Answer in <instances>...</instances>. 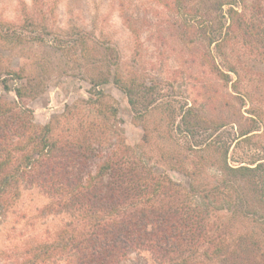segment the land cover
Here are the masks:
<instances>
[{"label": "rangeland", "instance_id": "rangeland-1", "mask_svg": "<svg viewBox=\"0 0 264 264\" xmlns=\"http://www.w3.org/2000/svg\"><path fill=\"white\" fill-rule=\"evenodd\" d=\"M0 102L61 167L5 205L0 264H222L210 239H263L264 169L251 193L227 168L264 166V0H0ZM188 110L210 123L187 134Z\"/></svg>", "mask_w": 264, "mask_h": 264}, {"label": "trees", "instance_id": "trees-1", "mask_svg": "<svg viewBox=\"0 0 264 264\" xmlns=\"http://www.w3.org/2000/svg\"><path fill=\"white\" fill-rule=\"evenodd\" d=\"M221 76H223L224 79L229 78L228 75L223 73H221ZM16 94L19 97L21 96L20 91H16ZM130 104L133 108H136V101L132 97L130 98ZM7 112H9V109L5 107V104H1L0 102V214L4 212L5 205L10 201L9 199L13 198L12 195H17V189L21 181L25 180L27 177L36 179L37 184L40 185L47 182V185H50L48 187V192H54L59 187L55 188L52 182L55 183L54 179L57 177L56 169L59 170V168H61L59 166H55L56 161L54 162L55 157L53 151L56 149V145L50 143V127L45 126L38 128V132H35V126L30 125V127H27L25 125H17L13 122L11 123L10 119L6 118ZM192 114V110H188L182 119L185 132L189 135L194 134L196 129L203 128L204 125L206 126V124L210 123L200 119L198 115L196 116V119H193ZM222 126L223 125H215L214 129L218 130ZM10 133H12L10 138L12 139V143H9V145L12 146V148H8L7 143H5V140L8 138L7 135ZM24 135L27 136V142L23 139ZM247 135L248 133L242 135V137ZM25 143L34 144L33 148L35 150L33 152L35 153H33V156H36V158L32 155L29 156L28 154H25ZM15 154H21L22 156L21 158L15 159ZM59 164L61 165V163ZM227 169L229 172L234 174V178L236 180H241L243 182L247 181L246 183L244 182V185L245 187L249 186V189L247 190L252 193V190L257 185V173L261 169H264V166L259 164L254 169L245 167L237 169L228 167ZM32 171L35 174L33 176H37V178L29 176ZM42 176L43 178L38 180ZM161 194L169 196L171 195V191L168 190L167 192H163ZM7 196L10 197L7 199ZM204 236L205 234H203V232L199 233V238L203 239ZM262 238L263 239H260L250 234L242 235L237 240L235 247L231 250L229 249L230 247L227 245L226 241L222 238L210 239L212 240L211 244L213 245L212 250L205 251L202 256H206L209 260H219L222 264H264V246L262 245L264 237Z\"/></svg>", "mask_w": 264, "mask_h": 264}]
</instances>
